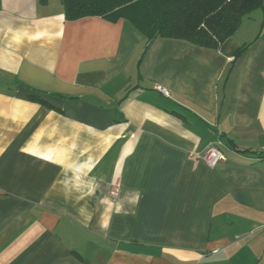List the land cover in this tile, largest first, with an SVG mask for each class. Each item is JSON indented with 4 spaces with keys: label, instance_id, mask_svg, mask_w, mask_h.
I'll return each instance as SVG.
<instances>
[{
    "label": "crops",
    "instance_id": "crops-1",
    "mask_svg": "<svg viewBox=\"0 0 264 264\" xmlns=\"http://www.w3.org/2000/svg\"><path fill=\"white\" fill-rule=\"evenodd\" d=\"M253 14L217 50L158 38L143 53L124 19L0 0V264H264Z\"/></svg>",
    "mask_w": 264,
    "mask_h": 264
},
{
    "label": "trees",
    "instance_id": "trees-1",
    "mask_svg": "<svg viewBox=\"0 0 264 264\" xmlns=\"http://www.w3.org/2000/svg\"><path fill=\"white\" fill-rule=\"evenodd\" d=\"M66 21L100 17L130 22L146 39L143 53L158 38L182 40L217 50L234 35L242 19L260 10L264 0H60ZM247 45L239 48L237 57ZM34 99V98H33ZM42 102L40 100H36Z\"/></svg>",
    "mask_w": 264,
    "mask_h": 264
},
{
    "label": "built area",
    "instance_id": "built-area-1",
    "mask_svg": "<svg viewBox=\"0 0 264 264\" xmlns=\"http://www.w3.org/2000/svg\"><path fill=\"white\" fill-rule=\"evenodd\" d=\"M159 92L163 93L164 95L167 94L166 90L163 88H159ZM220 146H221L220 143L213 144V145L209 146L205 150V152L201 155V159H202L203 163L208 168H214L219 163L224 161L225 158H223L224 156L220 150ZM258 159L260 161H264V147H263L262 153L260 154ZM119 187H120V185L117 181L111 184L109 196L112 199V201L117 200L119 198V196H120V188Z\"/></svg>",
    "mask_w": 264,
    "mask_h": 264
},
{
    "label": "rangeland",
    "instance_id": "rangeland-1",
    "mask_svg": "<svg viewBox=\"0 0 264 264\" xmlns=\"http://www.w3.org/2000/svg\"><path fill=\"white\" fill-rule=\"evenodd\" d=\"M254 13H258V15L260 14L261 15V11L260 10H255L253 11ZM253 12H251L249 15H247L248 17H255V16H252V15H257V14H253Z\"/></svg>",
    "mask_w": 264,
    "mask_h": 264
}]
</instances>
